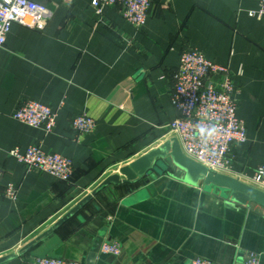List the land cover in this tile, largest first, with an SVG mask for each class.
Wrapping results in <instances>:
<instances>
[{
	"label": "crops",
	"instance_id": "0c3cea01",
	"mask_svg": "<svg viewBox=\"0 0 264 264\" xmlns=\"http://www.w3.org/2000/svg\"><path fill=\"white\" fill-rule=\"evenodd\" d=\"M31 1L46 6L44 18L35 29L14 23L0 53V258L86 264L103 236L122 252H99L94 264H242L246 252L264 264V205L241 203L206 177L188 183L170 159L122 179L124 168L174 139L170 92L182 52L197 49L230 67L247 129L231 146V171L210 172L264 193L251 182L264 164V19L249 15L260 0H152L140 29L117 7L96 15L91 0ZM27 100L57 110L51 133L13 118ZM82 113L97 121L85 135L72 128ZM32 145L71 159V180L27 170L10 155ZM112 177L121 182L99 191ZM9 185L14 201L4 196Z\"/></svg>",
	"mask_w": 264,
	"mask_h": 264
},
{
	"label": "built area",
	"instance_id": "2783aa9c",
	"mask_svg": "<svg viewBox=\"0 0 264 264\" xmlns=\"http://www.w3.org/2000/svg\"><path fill=\"white\" fill-rule=\"evenodd\" d=\"M152 0H91L90 6L98 16L106 7H117L121 16L132 26L140 29L150 16ZM46 6L31 0H0V53L5 48L7 35L14 23L35 29L44 18ZM252 17L264 19V0H260ZM237 88L228 65L209 60L197 49L182 52L176 81L170 92V99L179 116L167 125V130L183 154L205 166L212 172L228 173L233 163L230 158L231 146L246 140V124L238 116ZM57 110L38 101H24L13 113L16 121L41 129L49 134L56 126ZM97 121L86 113L79 114L72 121V128L80 135L95 130ZM10 155L18 159L27 170L47 173L59 181H70L73 164L68 157L45 151L41 145H32L25 151L13 149ZM3 171L0 169V183ZM254 185L264 189V164L257 167L251 179ZM9 200H16L17 188L9 185L4 191ZM100 252L104 255L119 256L120 243L103 242ZM29 264H82L63 258L34 257ZM190 264H218L208 259L197 258ZM242 264H260V256L246 252Z\"/></svg>",
	"mask_w": 264,
	"mask_h": 264
},
{
	"label": "water",
	"instance_id": "95a60500",
	"mask_svg": "<svg viewBox=\"0 0 264 264\" xmlns=\"http://www.w3.org/2000/svg\"><path fill=\"white\" fill-rule=\"evenodd\" d=\"M156 158L170 159L178 169L183 171V179L188 183L194 185L197 184L200 179L206 177L208 182L212 181L218 185L231 187L234 192L238 193L239 201L241 203H247L248 201L252 200L264 205L263 192L234 178L210 172L205 166L186 157L183 154L176 139H172L171 141L166 142L160 149L152 151L147 156L131 164L129 167L124 168L122 170V179H127L130 181L131 179H134L138 176H146L145 173H147V170L150 168L152 169L151 161H154ZM119 182H121L120 178L112 177L108 179L102 187H100L99 191L103 190L108 184ZM88 200L89 198H87L78 209L83 207V205L86 204ZM103 242L104 237L99 236L95 242V245L89 255L86 264H94ZM20 262V259L13 254L0 258V264H20Z\"/></svg>",
	"mask_w": 264,
	"mask_h": 264
}]
</instances>
